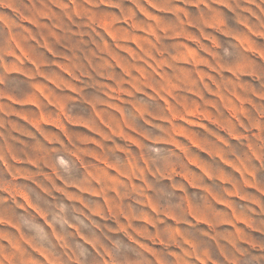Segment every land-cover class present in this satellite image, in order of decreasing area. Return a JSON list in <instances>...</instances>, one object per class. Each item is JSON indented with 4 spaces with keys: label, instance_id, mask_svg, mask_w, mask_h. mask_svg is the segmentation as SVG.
I'll list each match as a JSON object with an SVG mask.
<instances>
[{
    "label": "rangeland",
    "instance_id": "374dc122",
    "mask_svg": "<svg viewBox=\"0 0 264 264\" xmlns=\"http://www.w3.org/2000/svg\"><path fill=\"white\" fill-rule=\"evenodd\" d=\"M0 264H264V0H0Z\"/></svg>",
    "mask_w": 264,
    "mask_h": 264
},
{
    "label": "bare ground",
    "instance_id": "6f19581e",
    "mask_svg": "<svg viewBox=\"0 0 264 264\" xmlns=\"http://www.w3.org/2000/svg\"><path fill=\"white\" fill-rule=\"evenodd\" d=\"M46 214V213H45ZM44 215V214H43Z\"/></svg>",
    "mask_w": 264,
    "mask_h": 264
}]
</instances>
